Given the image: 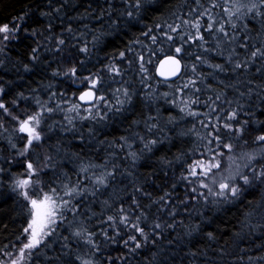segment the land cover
Masks as SVG:
<instances>
[{"label":"trees","instance_id":"trees-1","mask_svg":"<svg viewBox=\"0 0 264 264\" xmlns=\"http://www.w3.org/2000/svg\"><path fill=\"white\" fill-rule=\"evenodd\" d=\"M252 2L0 0V26L19 25L0 40V264L19 260L25 191L68 206L19 264H264V7L248 12ZM167 54L183 70L162 82L153 68ZM87 87L91 108L76 100ZM213 156L227 165L189 174ZM237 171L251 183L231 181L235 197L200 187L219 191Z\"/></svg>","mask_w":264,"mask_h":264},{"label":"snow or ice","instance_id":"snow-or-ice-1","mask_svg":"<svg viewBox=\"0 0 264 264\" xmlns=\"http://www.w3.org/2000/svg\"><path fill=\"white\" fill-rule=\"evenodd\" d=\"M139 6V0H137V7ZM216 5H213L215 7ZM246 6V5H242ZM264 7V0H259V5L253 0L251 3L250 7H247L248 12H253L255 11L257 15H260L259 8ZM229 16L233 15L230 10L226 9L225 10ZM240 11V8H237V12ZM131 15V13H129ZM19 19H23L20 17ZM195 27L199 28V24L195 25ZM235 27V25H233ZM209 28H211V25H209ZM19 31V25L17 23H13V25L10 27L9 24H3L0 26V40H9L10 38H15L16 32ZM218 31L224 32V27L221 26ZM226 35V33H225ZM171 38V37H170ZM200 39H203V37H199ZM153 39H155L153 37ZM61 44L64 43L63 40L60 41ZM82 51H87V49H82ZM181 51L180 48L176 49V52L179 53ZM259 51V50H257ZM123 55V54H121ZM257 52H253L252 56H256ZM264 55V53H262ZM173 65L174 67L171 69V75H175L179 71V64L180 61L177 60L174 57H168L165 61L161 62V67L163 68L165 65ZM219 67V65H217ZM239 67V65H237ZM70 72L72 75L76 74V69L72 68L70 69ZM165 73L162 71L161 75H164ZM96 86V81H92V87L94 88ZM187 87V85H185ZM94 95V93L89 90L88 92H85L80 99L83 100L86 97L91 98ZM78 107V106H74ZM0 109H4L5 112H7V108L5 107L4 104L0 103ZM236 118V113L233 112L231 116L228 117V119H235ZM32 121H35L37 124L39 123L38 117H30L29 118ZM225 127H231L230 125H225ZM20 131L21 132H27L29 139H28V146H31L33 141H38L40 139L39 134L35 131L34 128L29 127V121H23L21 122L20 126ZM239 131V129H237ZM218 139V138H217ZM258 141H264V135H261L257 137ZM211 143V141H209ZM225 148L229 150V152L232 150V145L231 144H224L223 145ZM27 150V149H26ZM217 155L222 156L223 153H217ZM249 159H252V157H249ZM220 162L216 159L215 156L212 157V160L208 162H203V161H196L195 164L190 166V171L189 174L193 177H196L198 175H203L205 179L208 178L209 174L212 173L213 169H219L220 168ZM27 168L29 170H32L33 165L31 163H28ZM197 169H200L198 172ZM237 177H239L245 185H248L251 183V180L249 176L243 175L239 171H237L235 174H231L227 177H225L219 184L218 188L219 191H214L213 188L209 187L207 183L204 182V180L200 181V187L201 188H206L208 189L209 194L215 195V196H220V197H226V195H231L233 197L237 196L238 193L240 192V187L238 185H233L231 181H234ZM260 177H264V171H261L258 174H254V178L258 179ZM99 183H103V179L98 181ZM214 184L216 183L215 179L212 181ZM30 185L29 180H20L17 183V187L19 188H25ZM192 191L194 193H197L198 190L196 188H193ZM55 193V190H53ZM76 193L75 188L68 189V191L65 192V195L72 196ZM25 197V199L29 200L30 205H31V210H30V215L31 219L30 222L28 223V226L24 228L23 232L25 234V241L22 243V247L19 249V260H23L24 257L31 256L32 251L36 249L41 243L44 237L51 235L52 232V225L56 223V217L58 215L62 216V208H67L68 206V201H64L63 205H58L57 199H54L53 195H48L44 194L42 198L39 199H31L29 196L28 192H23L22 193ZM201 196H204V193H198ZM60 199H63L62 197ZM207 199V197H205ZM109 220H112V217L108 218ZM127 218L125 217V220ZM122 223L125 222L124 220L121 221ZM136 229L138 233H140L141 236H144V239L146 240L147 237L145 236L143 229L139 228L138 225H132ZM156 227H160V225H156ZM77 236H80L81 233L77 232ZM130 242H134V248L131 249L134 251L136 248L141 247V243L137 241V238L135 235H131L128 237L127 240L124 241V245L127 247ZM88 243L91 244L92 241L89 239ZM19 260L14 259L12 261V264H19ZM85 264H88V262H85Z\"/></svg>","mask_w":264,"mask_h":264},{"label":"water","instance_id":"water-1","mask_svg":"<svg viewBox=\"0 0 264 264\" xmlns=\"http://www.w3.org/2000/svg\"><path fill=\"white\" fill-rule=\"evenodd\" d=\"M168 57H174L176 58L177 60L180 61V64H179V71L175 74V75H171V69L174 67L173 65H165L163 68L161 67V62L162 61H165ZM183 70V65H182V62L181 60L179 59V57L176 55V54H167V55H164L162 57H160L155 65H154V68H153V72H154V76L156 77V79H158L159 81H162V82H170V81H174L176 78H178L181 74ZM164 72L165 74L164 75H161V72ZM89 90H91L93 93V89L87 87V88H84L82 89L76 96V100L79 104H82V105H87V104H90L93 102L94 98H95V93L94 95L91 97V98H88L86 97L85 99L81 100L80 97L85 93V92H88Z\"/></svg>","mask_w":264,"mask_h":264},{"label":"rangeland","instance_id":"rangeland-1","mask_svg":"<svg viewBox=\"0 0 264 264\" xmlns=\"http://www.w3.org/2000/svg\"><path fill=\"white\" fill-rule=\"evenodd\" d=\"M94 102H95V98H94V100H93L92 103L87 104L86 106H87L88 108H91V107L94 105ZM29 127L33 128V126H32L30 123H29ZM20 132H21V131H20ZM22 133H24L25 135H28L27 132H22ZM225 162H226V161L223 160V161L220 163L221 167H224V164H225V166L227 165ZM230 171H231V169H230ZM29 222H30V221H29ZM27 226H28V225H27ZM24 237H25V234H24ZM23 240H24V242H26L25 239H23Z\"/></svg>","mask_w":264,"mask_h":264}]
</instances>
